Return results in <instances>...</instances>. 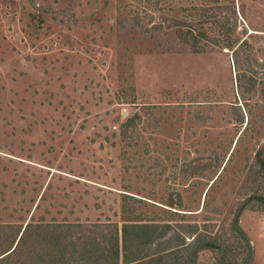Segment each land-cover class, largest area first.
Wrapping results in <instances>:
<instances>
[{
    "label": "rangeland",
    "instance_id": "374dc122",
    "mask_svg": "<svg viewBox=\"0 0 264 264\" xmlns=\"http://www.w3.org/2000/svg\"><path fill=\"white\" fill-rule=\"evenodd\" d=\"M225 22L264 50V0H0V254L72 264L113 226L121 249L126 220L217 238L225 250L194 264H264V101L245 95L238 123L231 54L208 44ZM183 25L205 34L204 53L181 41ZM242 202L251 261L230 230Z\"/></svg>",
    "mask_w": 264,
    "mask_h": 264
},
{
    "label": "trees",
    "instance_id": "16d2710c",
    "mask_svg": "<svg viewBox=\"0 0 264 264\" xmlns=\"http://www.w3.org/2000/svg\"><path fill=\"white\" fill-rule=\"evenodd\" d=\"M165 16V14H163ZM203 20H207L202 22L204 25L207 22H210V17L206 15H202ZM205 17V19H204ZM200 23V22H199ZM225 22L223 25H217L221 28V33L219 35L223 38L221 41L216 40L214 43L208 42L209 45H212L214 48L221 49V51L231 54V61L233 70L235 73V87L236 94L238 96V100L241 106L236 104L232 105V107L238 113V123L242 124L245 118H248L250 115V110L248 109L249 100L244 99L245 95L256 91L261 97L262 101H264V61L258 62L251 58L250 54L252 52L263 53L264 50L255 49L251 45L250 36H245L243 39H236L234 33L238 30V26L235 23L234 27L231 28ZM200 24V25H201ZM182 28H186L187 31L183 32L178 31L179 37H181V41L190 47L192 53H204L207 48L204 47V44H200L198 42V38H206L205 34L202 32H195L190 27H186L183 25ZM197 33V34H195ZM256 33V31L254 32ZM250 34V35H258ZM198 37V38H197ZM223 43V44H221ZM244 55L245 56V64H247V69H243V64L239 62V58ZM244 61V60H243ZM262 77H259L261 76ZM242 107V108H241ZM247 110H246V108ZM248 114V115H247ZM249 126V120L247 121L241 135L244 132H247V128ZM264 149V145L262 149ZM261 150L257 153V158L261 155ZM257 164L262 166L264 170V162L262 160H257ZM264 202V200L262 199ZM245 209V203H241L239 207L236 209L235 214H233V218L230 223V230L234 234L235 237L243 239L247 248L249 249V261L252 260V249L250 245L249 238L243 232L241 227L239 226V217ZM98 228H101L102 225H97ZM109 228L110 226H106ZM105 227V228H106ZM191 228L192 240L189 243H186L183 236L177 231H173V227L170 224H128L126 220L123 221L121 226V249L119 246L118 240V228L117 226H113L115 230L114 236L104 237L103 242L95 243L94 245H87L86 251L82 253V255L75 260L74 254L70 253V259L74 261L72 264H179L178 261L182 260V253H186V258L192 264H194L193 260H196L197 253L203 250H216L221 253L223 250V245L218 243V239L212 237L210 234H199L197 230V226H189ZM29 226H26L23 230V233L20 236L18 242L21 241L25 232L28 230ZM173 232L175 245L174 247L168 248L171 245L169 241L161 242L160 240L167 233ZM57 241L53 242V245L56 247V259L58 262L64 261V253L63 251L67 249V246L61 243L60 238L56 239ZM149 242L157 243L159 247H157L154 252L151 253L147 250H144V246ZM18 245V244H17ZM16 247L13 249H8L4 253L0 254V264H13L11 262V257L16 253ZM168 251V252H167ZM230 262V263H229ZM186 263V262H183ZM236 264L234 263V257H226L225 255L220 258L219 264ZM60 264H68L66 262ZM71 264V263H70ZM243 264H248L245 262Z\"/></svg>",
    "mask_w": 264,
    "mask_h": 264
}]
</instances>
